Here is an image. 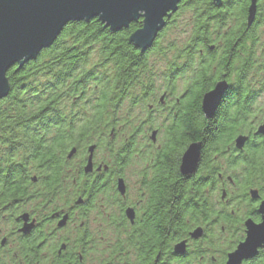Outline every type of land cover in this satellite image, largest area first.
<instances>
[{"label": "flooded vegetation", "instance_id": "flooded-vegetation-1", "mask_svg": "<svg viewBox=\"0 0 264 264\" xmlns=\"http://www.w3.org/2000/svg\"><path fill=\"white\" fill-rule=\"evenodd\" d=\"M177 13L144 53L132 45L153 58L103 123L75 118L91 87L83 105L62 103L73 118L55 174L37 170L24 196L0 201V264H264V70L239 50L241 34L260 35L264 61V26L215 28L206 15L200 47L189 27L180 59L164 30Z\"/></svg>", "mask_w": 264, "mask_h": 264}, {"label": "trees", "instance_id": "trees-1", "mask_svg": "<svg viewBox=\"0 0 264 264\" xmlns=\"http://www.w3.org/2000/svg\"><path fill=\"white\" fill-rule=\"evenodd\" d=\"M210 1L182 0L165 32L175 29L177 18L187 14L191 24L185 26L192 30L191 45L200 47L206 15L215 22V28L230 27L248 33L264 26V0H257L250 24L249 0H221L218 10ZM139 27L140 21L130 24L127 30L112 33L96 19L69 23L55 43L35 60L7 72L10 92L0 101V201L24 196L28 178L37 170L45 169L50 178L55 174L61 150L60 126L64 116L73 118L63 113V102L70 103L79 96L77 104L83 105L91 87L93 103L89 112L75 118L86 127L98 126L108 116L111 100L122 97L126 93L124 87L134 86L140 76L138 68L153 58L140 56L128 43L129 36ZM243 35L240 61L247 67L254 66L259 73L264 70V61L260 62L257 55L260 35ZM187 45L185 39L176 45L178 58L184 57ZM158 46L156 43L150 55L159 52ZM177 68L182 69L180 65Z\"/></svg>", "mask_w": 264, "mask_h": 264}, {"label": "water", "instance_id": "water-1", "mask_svg": "<svg viewBox=\"0 0 264 264\" xmlns=\"http://www.w3.org/2000/svg\"><path fill=\"white\" fill-rule=\"evenodd\" d=\"M182 0H0V101L10 92L7 72L35 60L50 48L62 30L75 22L96 19L112 33L141 21L129 43L144 53L164 28V20L177 12ZM248 24L257 0H249ZM220 7L221 0H212ZM239 253V252H238ZM232 257H239L240 254Z\"/></svg>", "mask_w": 264, "mask_h": 264}, {"label": "rangeland", "instance_id": "rangeland-1", "mask_svg": "<svg viewBox=\"0 0 264 264\" xmlns=\"http://www.w3.org/2000/svg\"><path fill=\"white\" fill-rule=\"evenodd\" d=\"M189 15L187 14H181L178 18H177V27L174 29H171L170 33V38H172L173 40L175 39L177 44L180 43L181 41H183L186 38L187 35V28H186V24L189 21ZM189 25V24H188Z\"/></svg>", "mask_w": 264, "mask_h": 264}, {"label": "snow or ice", "instance_id": "snow-or-ice-1", "mask_svg": "<svg viewBox=\"0 0 264 264\" xmlns=\"http://www.w3.org/2000/svg\"><path fill=\"white\" fill-rule=\"evenodd\" d=\"M204 103L211 110L218 103V96L216 94L207 95L205 97ZM243 251H244V249L242 247L241 252H243Z\"/></svg>", "mask_w": 264, "mask_h": 264}]
</instances>
